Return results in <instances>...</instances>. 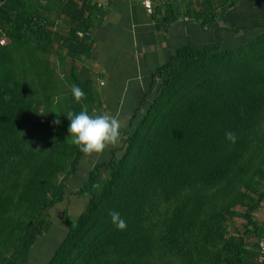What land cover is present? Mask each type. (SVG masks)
<instances>
[{
    "label": "trees",
    "instance_id": "1",
    "mask_svg": "<svg viewBox=\"0 0 264 264\" xmlns=\"http://www.w3.org/2000/svg\"><path fill=\"white\" fill-rule=\"evenodd\" d=\"M206 1L194 11L158 1L152 14L158 28L185 14L209 26L218 14ZM106 13L100 0H0V264L29 263L77 175L85 153L67 140L64 115L101 107L74 62L91 54ZM154 78L156 97L122 154L70 193L87 203L76 217L63 211L69 230L46 264H261L264 31L226 50L183 47ZM72 84L85 93L78 102Z\"/></svg>",
    "mask_w": 264,
    "mask_h": 264
},
{
    "label": "crops",
    "instance_id": "2",
    "mask_svg": "<svg viewBox=\"0 0 264 264\" xmlns=\"http://www.w3.org/2000/svg\"><path fill=\"white\" fill-rule=\"evenodd\" d=\"M142 1L100 0L107 13L102 24L93 31L92 52L89 57L74 62L79 81L84 84L92 80L99 92L101 107L93 113L115 117L120 125L119 142L107 146L100 154H84L77 173H89L97 164L109 161L114 152L122 154L124 133L132 123L138 122L156 97L155 71L179 49L186 46L231 49L264 31V0H208L206 2L213 3V10L218 14L211 25L203 26L201 19L185 14L165 28L157 27L154 14ZM158 1L164 2L151 0L153 11L160 5ZM204 1L183 0L182 3L189 4L190 11H194V7ZM70 61L68 59L67 64ZM67 71L65 64L59 72L63 79L69 76ZM83 163L86 164L84 169L81 168ZM71 180L68 192L72 191ZM256 216L264 223V205Z\"/></svg>",
    "mask_w": 264,
    "mask_h": 264
},
{
    "label": "clouds",
    "instance_id": "3",
    "mask_svg": "<svg viewBox=\"0 0 264 264\" xmlns=\"http://www.w3.org/2000/svg\"><path fill=\"white\" fill-rule=\"evenodd\" d=\"M73 98L78 102L85 93L79 86L72 87ZM69 121L67 128V140L75 145L85 154H100L109 145L115 146L120 139V125L115 117L105 114L88 113L81 110L79 113L68 112L64 115ZM59 117V116H57ZM60 123L59 118L55 120ZM227 139L235 141V136L231 132H226ZM111 223L117 230L123 231L127 227L126 221L119 212H110Z\"/></svg>",
    "mask_w": 264,
    "mask_h": 264
},
{
    "label": "rangeland",
    "instance_id": "4",
    "mask_svg": "<svg viewBox=\"0 0 264 264\" xmlns=\"http://www.w3.org/2000/svg\"><path fill=\"white\" fill-rule=\"evenodd\" d=\"M60 70L63 71V68H60ZM60 77L61 80H63V76L60 75ZM85 165L86 164L83 163L81 168L84 169ZM87 175L88 173H77V175L72 178L73 180L70 182L72 191H67L69 197L54 207L52 212L53 225L45 236L39 238L37 246L32 249L29 259L30 264H46L55 248L67 234L69 228L68 225L63 222V211L68 208L69 215L76 217L84 210L87 199L70 193L80 188Z\"/></svg>",
    "mask_w": 264,
    "mask_h": 264
},
{
    "label": "built area",
    "instance_id": "5",
    "mask_svg": "<svg viewBox=\"0 0 264 264\" xmlns=\"http://www.w3.org/2000/svg\"><path fill=\"white\" fill-rule=\"evenodd\" d=\"M142 3L144 4V6L146 7V9L150 12L153 13V5L151 0H143ZM90 34V33H87ZM79 36L82 37L84 36L83 32H79ZM259 245L261 247V255L259 256V262L261 264H264V237L259 241Z\"/></svg>",
    "mask_w": 264,
    "mask_h": 264
},
{
    "label": "water",
    "instance_id": "6",
    "mask_svg": "<svg viewBox=\"0 0 264 264\" xmlns=\"http://www.w3.org/2000/svg\"><path fill=\"white\" fill-rule=\"evenodd\" d=\"M28 264H30V263H28Z\"/></svg>",
    "mask_w": 264,
    "mask_h": 264
}]
</instances>
